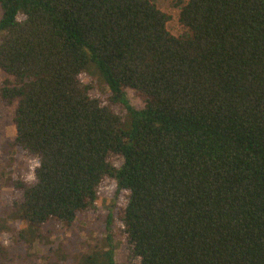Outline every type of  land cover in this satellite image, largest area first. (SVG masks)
Listing matches in <instances>:
<instances>
[{
    "label": "trees",
    "instance_id": "16d2710c",
    "mask_svg": "<svg viewBox=\"0 0 264 264\" xmlns=\"http://www.w3.org/2000/svg\"><path fill=\"white\" fill-rule=\"evenodd\" d=\"M174 6L179 35L153 0H0V264H53L41 229L101 216L105 187L79 264H117L114 225L123 264H264V0Z\"/></svg>",
    "mask_w": 264,
    "mask_h": 264
},
{
    "label": "rangeland",
    "instance_id": "374dc122",
    "mask_svg": "<svg viewBox=\"0 0 264 264\" xmlns=\"http://www.w3.org/2000/svg\"><path fill=\"white\" fill-rule=\"evenodd\" d=\"M157 7L169 16L167 22V29L173 35H179L184 32V28L181 26L178 20L179 11L174 6L175 0H153ZM1 16V11H0ZM10 78L4 72H0V88L3 86L4 81ZM127 99L134 107L140 108L142 106L141 100L133 94L131 90H126ZM17 103L12 105H5L0 97V169L7 163L5 152H7L9 145L12 144L15 136V124L14 116ZM10 161V160H9ZM5 163V164H4ZM4 171V170H3ZM21 176H28L20 173ZM10 190L2 189L0 191V200L6 201L8 199ZM113 188L105 187L98 199V210L101 216L107 213L104 207L105 203L109 204L112 199ZM120 202V201H119ZM99 214H90L85 218H82L75 225L70 227H64L61 224H49L41 229V243L43 245L44 255H48L51 251V257L53 264H79V259L82 254H85L89 248L94 245L98 236L102 238L105 236L101 232L104 228L103 217ZM113 229V250L114 258L117 264H123L126 257V243L123 239V234L119 230L117 225L112 227ZM10 239V236H5ZM7 241V240H6ZM13 249V252L20 254L26 251V246L23 243H13L8 241ZM50 264V262H45Z\"/></svg>",
    "mask_w": 264,
    "mask_h": 264
}]
</instances>
